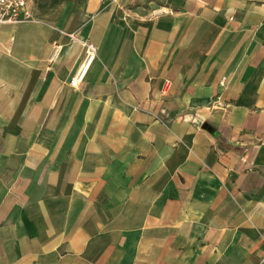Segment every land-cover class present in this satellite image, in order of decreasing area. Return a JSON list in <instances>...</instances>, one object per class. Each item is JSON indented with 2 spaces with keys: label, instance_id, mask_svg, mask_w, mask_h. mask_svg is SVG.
<instances>
[{
  "label": "crops",
  "instance_id": "0c3cea01",
  "mask_svg": "<svg viewBox=\"0 0 264 264\" xmlns=\"http://www.w3.org/2000/svg\"><path fill=\"white\" fill-rule=\"evenodd\" d=\"M28 10L0 27V123L26 121L0 124V264H264V0Z\"/></svg>",
  "mask_w": 264,
  "mask_h": 264
},
{
  "label": "built area",
  "instance_id": "2783aa9c",
  "mask_svg": "<svg viewBox=\"0 0 264 264\" xmlns=\"http://www.w3.org/2000/svg\"><path fill=\"white\" fill-rule=\"evenodd\" d=\"M29 0H0V27L6 25H20L33 21L32 15L28 10ZM104 1V0H102ZM118 0H108L109 4H116ZM86 48L84 61L77 74L70 80L69 85L73 88L78 87L85 78L86 71L96 59V47L90 43H84ZM58 49L54 54L56 58ZM82 67H84L83 70Z\"/></svg>",
  "mask_w": 264,
  "mask_h": 264
},
{
  "label": "rangeland",
  "instance_id": "374dc122",
  "mask_svg": "<svg viewBox=\"0 0 264 264\" xmlns=\"http://www.w3.org/2000/svg\"><path fill=\"white\" fill-rule=\"evenodd\" d=\"M152 17H155V15H153V13H152ZM70 42H73V41H70ZM75 44H79L80 45V47H81V49L83 50V56H82V61H81V65H82V63H83V61H84V58H85V53H86V48H84V46H83V44L84 43H90V44H92V45H94L92 42H90V41H79V42H77V41H75L74 42ZM95 46V45H94ZM96 47V46H95ZM57 48H59L58 49V53H57V56H56V58H54V54L56 53V51H57ZM61 50V47L59 46V45H54L53 46V48H52V51H51V55H50V58H49V65H52L53 63H54V61L57 59V57H58V55H59V51ZM96 50H97V47H96ZM95 60H97V54H96V59ZM81 65H80V67H81ZM80 69V68H79ZM79 71V70H78ZM77 71V72H78ZM77 74V73H76ZM75 74V75H76ZM74 75V76H75ZM73 76V77H74ZM72 77V78H73ZM42 77H41V73H35V74H33V77H32V79L33 80H38V79H41ZM71 78V79H72ZM70 79V80H71ZM85 79V78H84ZM70 82V81H69ZM84 82V80L82 81V83ZM82 83L80 84V86L82 85ZM79 87V86H78ZM80 90H82V88H80L79 89V91ZM30 91H31V89H30ZM29 94L30 93H25L24 95H23V97H21L20 98V100H21V102H20V104H19V108L20 109H22V108H24L25 107V105H26V102H27V98H29L28 96H29ZM6 99H11L12 100V102L14 101V102H16L17 101V99L19 98V96H17V95H15V94H13L11 97H10V95L9 96H6L5 97ZM16 100V101H15ZM11 102V103H12ZM13 102V104H15ZM12 104V105H13ZM11 105V104H10ZM9 105V106H10ZM8 106V107H9ZM222 106L223 105H220V104H213V107H214V109H218V108H222ZM13 109H11V113H10V115H13V117H12V119H5V120H2V122L0 123V124H2L3 126L4 125H9V127L8 128H5V133L6 134H8V133H10V134H8V135H11V134H13V135H15V137H16V134L17 133H19V132H21L22 130H23V128L22 127H24V122H26V121H24V120H22V119H20L19 118V114H18V112H15L14 111V105L13 106H11ZM23 110V109H22ZM13 111V112H12ZM56 123H57V121H56Z\"/></svg>",
  "mask_w": 264,
  "mask_h": 264
},
{
  "label": "bare ground",
  "instance_id": "6f19581e",
  "mask_svg": "<svg viewBox=\"0 0 264 264\" xmlns=\"http://www.w3.org/2000/svg\"><path fill=\"white\" fill-rule=\"evenodd\" d=\"M90 67H91V65H90ZM90 67H88L87 71L89 70V68H90ZM83 69H84V67H82V69H81V70H83ZM87 71H86V73H87ZM85 75H86V74H85Z\"/></svg>",
  "mask_w": 264,
  "mask_h": 264
}]
</instances>
